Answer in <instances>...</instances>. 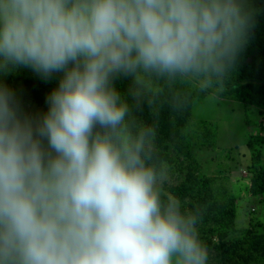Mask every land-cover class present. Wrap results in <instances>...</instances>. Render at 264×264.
Masks as SVG:
<instances>
[{"label": "clouds", "instance_id": "9594fccd", "mask_svg": "<svg viewBox=\"0 0 264 264\" xmlns=\"http://www.w3.org/2000/svg\"><path fill=\"white\" fill-rule=\"evenodd\" d=\"M256 14L250 0H0V264H215L132 109L162 82L213 89ZM17 69L56 78L45 110L4 82Z\"/></svg>", "mask_w": 264, "mask_h": 264}, {"label": "rangeland", "instance_id": "374dc122", "mask_svg": "<svg viewBox=\"0 0 264 264\" xmlns=\"http://www.w3.org/2000/svg\"><path fill=\"white\" fill-rule=\"evenodd\" d=\"M250 2L259 21L264 0ZM254 55L251 53L244 65L252 63ZM7 77L9 81L4 82L20 93L32 110L46 109L45 96L55 86L56 78L43 81L29 69H23L18 77L14 73ZM203 92L204 96L192 99L191 117L215 123L216 142L200 146L199 136H193L190 166L213 178L215 193L221 200L228 197L232 210L222 219L205 212L198 224L200 236L212 249L215 264H264V228L254 227L260 221L258 217L264 219V200L250 196L257 185L262 190L257 194L264 193V95L243 89L236 94L240 99H233ZM167 152L172 159L167 162V186H175L185 180L189 154L171 146ZM209 229L214 230L207 232Z\"/></svg>", "mask_w": 264, "mask_h": 264}, {"label": "trees", "instance_id": "16d2710c", "mask_svg": "<svg viewBox=\"0 0 264 264\" xmlns=\"http://www.w3.org/2000/svg\"><path fill=\"white\" fill-rule=\"evenodd\" d=\"M261 12V16H257L260 20H256L246 45L238 54L234 68L213 89L207 91L214 92L220 97L233 99H240L236 94L243 89L257 90L264 95V78L262 77L264 45L261 43L264 36V7ZM253 52L256 56L254 61L249 65H244L243 61ZM22 70L17 69L11 73L18 77ZM6 77L3 79L9 81L10 78ZM116 83L122 91L127 90L128 80L120 79ZM195 96H204V92L196 91V88L188 84L167 85L162 82L155 94L142 97L138 102L133 103L132 118L137 123L154 128L155 149L161 159L171 162L172 159L167 152L168 146L185 152L186 156L189 154L187 156L189 159L186 157L188 173L185 180L175 186H166V191L181 199L189 210L198 209L200 219L204 218L202 215L205 212H211L209 215L212 214L222 219L228 212L231 213V201L228 197L221 200L219 195L217 196L211 176L190 166L192 163L190 147L193 136H199L200 146H213L217 136L215 123L191 117L192 99ZM256 188L251 193L262 192L261 189ZM186 198L188 201H185ZM213 230L209 229L207 232Z\"/></svg>", "mask_w": 264, "mask_h": 264}, {"label": "crops", "instance_id": "0c3cea01", "mask_svg": "<svg viewBox=\"0 0 264 264\" xmlns=\"http://www.w3.org/2000/svg\"><path fill=\"white\" fill-rule=\"evenodd\" d=\"M264 193H261V194H253V195H250L254 200H264ZM264 205V204H263ZM258 219H260V221L258 222H255L254 223V227L255 229H258V228H264V219H261L260 217H258Z\"/></svg>", "mask_w": 264, "mask_h": 264}]
</instances>
